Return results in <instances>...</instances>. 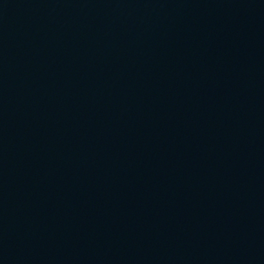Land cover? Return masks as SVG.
Segmentation results:
<instances>
[{"label": "water", "instance_id": "95a60500", "mask_svg": "<svg viewBox=\"0 0 264 264\" xmlns=\"http://www.w3.org/2000/svg\"><path fill=\"white\" fill-rule=\"evenodd\" d=\"M0 264H264V0H0Z\"/></svg>", "mask_w": 264, "mask_h": 264}]
</instances>
